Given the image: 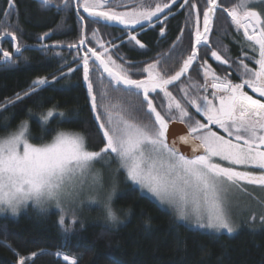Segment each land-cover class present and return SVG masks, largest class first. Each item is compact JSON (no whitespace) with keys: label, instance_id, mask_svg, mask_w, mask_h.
Segmentation results:
<instances>
[{"label":"snow or ice","instance_id":"obj_1","mask_svg":"<svg viewBox=\"0 0 264 264\" xmlns=\"http://www.w3.org/2000/svg\"><path fill=\"white\" fill-rule=\"evenodd\" d=\"M40 2L42 6L48 7L53 5L54 0ZM63 2L67 4V0ZM107 2L76 0L78 8L93 18V22L99 18L126 27L141 24L142 21L151 22L153 17L158 18V14L170 8V4L176 0L157 3L155 7L140 5L125 12L106 9ZM184 3L187 4L188 0H184ZM251 3L252 0H238L231 8L224 7L223 11L238 30L243 29L253 52H258V58L255 59L257 67L250 68L241 60L240 82L234 83L229 75H217L208 61L204 60L202 67L205 83L202 87L205 94L190 95L186 88H181L187 105L194 108L206 122L196 119L189 108L168 90V86L189 72L198 58V46L202 43L209 45L208 36L213 19L222 7L220 0H207L202 14L203 30L200 27V15L197 14L191 54L174 74L166 75L158 70L160 62L156 61L143 69L147 73L144 79H133L129 70L116 64L111 56L105 60L100 51L88 48L83 57V78L98 131L102 133L103 147L98 151L89 150L83 135L68 132H58L51 142L32 143L34 138L29 134L27 123L22 124L16 132L0 139V212L10 211L15 216L30 203L39 206L53 202L63 212L64 202L79 195L94 163L106 155H114L133 186H139L142 193L146 190L161 204L174 207L179 219L185 220L191 215L195 217L196 227L200 229L216 233L223 231L229 235L235 233L237 228L226 203L227 194L233 188L244 190L245 183L264 187V101L245 91L247 87L258 97L264 98V15L253 10ZM8 4L6 16L15 7L14 0H8ZM191 7L197 9L195 3ZM81 19L86 18L81 16ZM49 36V33H44L39 39L44 40ZM4 37H10L15 52H21L15 31L5 28L0 31V39ZM129 39L141 48L144 47L136 35L129 34ZM85 42L81 38L79 44L84 45ZM42 47L47 48L48 45ZM69 47L77 45L69 44ZM100 47L103 48V44ZM104 51L107 52V49ZM89 53L99 61L114 85H123L127 90L135 89L136 94L142 93L148 112L155 117L154 122L141 123L134 120L118 104L104 103L103 99L98 104L90 79ZM211 56L221 64H230L217 51H212ZM0 61H12V53L3 51ZM49 83L46 77L38 78L24 95L34 93L40 86ZM193 87L201 86L194 84ZM209 87L212 89L211 97L207 94ZM157 90L168 100L167 115L158 111L150 98V94ZM106 95L107 92L101 94L102 98ZM21 98L19 94L16 96V100ZM6 107L0 105V108ZM101 109L103 116L100 114ZM59 115L63 117L64 114ZM53 117L54 111L50 109L42 117L43 125ZM176 119L187 126V134L181 135L179 142L191 146V156L181 153L177 141L169 143V124ZM213 126L226 135L214 131ZM44 130L47 131L46 128ZM221 161L229 166H224ZM249 168L261 171L256 174L247 170ZM98 180V175L93 177V184L98 183ZM114 195L113 189L103 201V210L109 222L119 224L123 221L113 208ZM90 199L96 202L98 194ZM130 211L126 210V214ZM76 219L73 213L74 223ZM251 219L254 221L255 215ZM260 222L264 224V215L260 216ZM58 224L65 231L70 230L65 227L64 215L60 216ZM146 227H150L147 222ZM37 255L33 252L29 257L18 256L17 264H28ZM63 259L69 264H77L75 259L67 255Z\"/></svg>","mask_w":264,"mask_h":264},{"label":"trees","instance_id":"obj_2","mask_svg":"<svg viewBox=\"0 0 264 264\" xmlns=\"http://www.w3.org/2000/svg\"><path fill=\"white\" fill-rule=\"evenodd\" d=\"M14 2L15 7L6 16L5 12L9 10L8 0H0V31L5 28L15 31L21 47V52L17 53L10 37L0 39V56L3 51L12 53V61H0V105H7L6 108H0V136L10 134L22 121L28 120L29 134L34 138L32 143L50 142L59 131H73L83 135L89 150L98 151L103 147L104 141L102 133L98 131V123L84 86L83 61L79 60L78 55H74L76 50L87 43L81 46L79 41L88 37L90 23L86 22L85 27V24L76 19L71 3L65 7L68 12L65 13L55 3L44 7L40 0ZM193 3L197 5V9L191 7ZM220 3L231 8L238 0H220ZM175 4L176 2L170 4V8L165 9L158 18L174 8ZM206 6L207 0H190L184 11L189 15L199 13L203 17ZM221 9L215 14L210 32L214 50L229 54L225 56L231 58L236 67L239 63L235 57L242 56L243 60V52L247 58H258V52H253L248 43L247 49L240 51L235 25L222 7ZM183 16L184 12H180L166 19L163 35L162 26L159 25L150 28L156 29V32L146 30L158 20L155 18L150 23L135 28L115 24V29L105 22L101 23L104 28L98 23V36L116 39L129 38V34L136 35L145 48L129 40L128 44L115 47L112 52L124 59L135 60L134 63L125 62L124 66L126 69L127 66L135 67L134 70L139 71L137 77L145 76L143 69L147 62L136 59L144 58L143 54L150 57L153 52H158L162 46L158 42L160 39H176ZM186 20L188 21L187 15ZM113 31L117 32L114 34ZM44 33H49L50 36L40 40L39 37ZM95 33L92 27L91 34ZM69 44L77 47H69ZM224 45L229 50H224ZM93 62L98 72L92 70L89 62L90 79L98 104L103 99L104 103L118 104L134 120L141 123L154 122L142 93L136 94L134 89L127 90L123 86L114 85L98 64L94 60ZM193 66L179 81L169 85L168 90L189 108L196 119L206 122L194 108L187 105L184 92L181 91V88L192 91L194 84L200 85L202 78H196ZM174 72L175 70L169 71L167 75ZM131 76L136 78L135 75ZM43 77L50 83L25 96L24 93L30 91L33 82ZM200 90L204 93L202 86ZM104 92L107 95L102 98L101 94ZM18 94L22 97L20 100H16ZM154 94L150 98L158 96L154 99L157 110L167 115L168 100L164 99L162 92ZM8 101L14 103L7 104ZM50 109L64 115L61 117L57 114L43 125L42 117ZM100 114L103 116V109ZM113 207L123 223L109 225L105 223V216L92 222L81 218L76 220L71 233L64 231L58 224L60 213L55 210L29 205L16 217L0 216V264H17L18 256L29 257L33 252L38 255L29 260L28 264H69L62 255L75 259L77 264H264L262 226L251 228L244 225L236 234L228 235L187 225L179 222L172 212L142 193L140 188L133 186L125 177L121 190L114 197ZM128 209L131 211L126 214ZM146 222L150 227H146Z\"/></svg>","mask_w":264,"mask_h":264},{"label":"flooded vegetation","instance_id":"obj_3","mask_svg":"<svg viewBox=\"0 0 264 264\" xmlns=\"http://www.w3.org/2000/svg\"><path fill=\"white\" fill-rule=\"evenodd\" d=\"M189 1L190 0H188V3H189ZM164 2L170 3V0H108L107 5H106V9H112V10H116V11L117 10L125 11V10H131L137 6H140V5H143L145 7H148V6L155 7V5L157 3H164ZM54 3L59 5V8L62 9V11H64L65 13H68L66 11L67 9L65 7H67L69 5V3H71L72 7H73V14H75L74 16L76 17V19H79L82 22V24H85V27H86V22H89L91 25V27L89 29V35L87 38H85L87 43L83 46V48L76 50V52L74 53V55L79 56V60L83 61V57L85 55V52H87V49L93 48V49L100 51L106 57L111 56L112 60H114L116 62V64L122 65L124 68H126L124 66L125 62H128V63H134L135 62V60L124 59L120 55L112 52L115 47L125 46L126 44H128V42L130 40L129 38H116V39L100 38L98 36V31L100 28L98 26V23L100 24V26L105 28V26L101 24V23L105 22L104 20H100L99 18H97L96 22H93V20H90L89 18H87L88 14L85 13L82 8H78L76 0H67L66 5L63 2V0H54ZM188 3L185 4L184 0H176V4H175L174 8L169 9V11L162 14L160 16V18H158V20L151 23L149 28H146L147 31L149 30L148 32H151V31L156 32V29H150V28H154L156 25L162 26V28L165 29L166 28L165 25H167L165 23L166 19H168L170 16L177 15L180 12H184V16L182 19L183 22H182V25L179 29V33L177 35V38L174 40L160 39L158 42L162 43V46L158 49V52H155V53L153 52L150 55V57H146V55L143 54L144 58H140V59H136V60L141 61V62L146 61L147 65L154 63L156 61H159L160 63L158 64V70L162 71L166 75L168 74L169 71H173V70L177 71L179 69V67L183 63V60L186 59L188 57V55L191 54L192 44L195 42V30H196L195 15L194 14L189 15L188 12L184 11L187 8ZM182 4H184V7H181ZM250 7L253 10L264 15V1L254 0L250 4ZM222 8H224L223 5H222ZM221 11H222V9H221ZM166 14H169V15H166ZM186 15L188 17V21L186 20ZM81 16L85 17L86 19L82 20ZM91 19H93V18H91ZM105 23L109 24V26H111V27H114L113 26V25H115L114 23H117V22H105ZM148 23H150V22H148ZM92 24H93V26H92ZM117 25H120V24L117 23ZM120 26H122V25H120ZM139 26H137V27H139ZM92 27L96 31L95 35L91 34V28ZM200 27H201V30H203V17L202 16H200ZM115 29H117V28H115ZM234 29L237 31L238 37L236 40L239 42L240 51H243V50L245 51L247 49V46H246L247 43L249 44L250 47H252L250 45V42L246 40L244 33L241 32L242 29L238 30L236 26L234 27ZM113 32L115 34L117 31H113ZM163 40H165V42H161ZM208 40H209L210 46L205 45L203 43L198 46V58L196 61H194V63H193L194 66L192 68V71H194L196 78L201 76V78H202L201 81L203 80L204 75H203L202 64H203L204 60H207L208 64L211 66V68L215 71V73L217 75L221 76L220 73H222L223 76L229 75L230 78L234 77L233 80L236 83H239L240 82V80H239L240 75H239V72H237L236 70H241L240 66L236 67L233 64L232 59L229 58L228 56L227 57L225 56V55H229V54H226L223 51H221L220 53L218 52V53L222 57L228 59L230 64H221L220 62L216 61L211 56V52L215 51V50H214L213 44L211 45V42H210V40H211L210 33L208 36ZM112 42H115V43H112ZM101 44H103V48L100 47ZM144 48H145V45H144ZM104 49H107V52H105ZM224 50H229V48L226 45H224ZM244 55L245 54L243 52V56ZM89 56L91 57L90 53H89ZM241 57L242 56L235 57V60H237L239 63L242 60ZM252 58L256 59L257 57L256 58L252 57ZM243 61H244V63H246V61H247L246 58L243 57ZM89 62H90L92 70L95 72H98V71H96V66L94 65V62L91 58H90ZM222 67H225V69L223 71H222ZM134 68L135 67H128L127 66V69L129 70L130 74L136 76L139 74V71L134 70ZM146 76H147V73L145 72V76H140V77L136 76V78H133V79H144ZM201 81H200V86H201ZM197 84H199V82H197ZM197 89H200V87ZM245 91H247L249 93V95H252L254 98H259L262 101H264V98L258 97V94L253 93L251 91V89H248L247 87H245ZM157 92H159V91H157ZM211 92H212V90L208 89V95L210 97H211ZM150 95L154 96L155 94L151 93ZM156 97H158V96H156ZM156 97H153L152 99L154 100ZM163 97L165 100H167V98L165 96H163ZM154 105L156 106L155 100H154ZM165 105H166V103H165ZM213 130L220 132L219 131L220 129L215 128V126H213Z\"/></svg>","mask_w":264,"mask_h":264},{"label":"rangeland","instance_id":"obj_4","mask_svg":"<svg viewBox=\"0 0 264 264\" xmlns=\"http://www.w3.org/2000/svg\"><path fill=\"white\" fill-rule=\"evenodd\" d=\"M125 11H129V10H125ZM125 11L117 10V12H125ZM160 14H158V16ZM194 15L196 18L197 13H195ZM155 18H157V17H153V19H155ZM148 22L149 21H142L141 24L130 26V28H134V27H137L139 25H142V24H145ZM118 24H120V23H118ZM120 25L125 26L124 24H120ZM241 32H243V29L241 30ZM102 58L107 60L108 56L106 57L102 54ZM244 58H246V60H247L246 64H248L250 68L257 67V65L255 64V59L247 58L245 55H244ZM97 62L99 63V61H97ZM109 66H111V64H109ZM224 69H225V67H222V71ZM236 71L239 72V75H240L241 70H236ZM220 74L222 77H224L222 75V73H220ZM239 80H240V76H239ZM232 81L234 83H236L233 79H232ZM204 83H205V81L203 78V80L201 81V86H203ZM120 86H123V85H120ZM208 89L212 90L211 88H208ZM157 91H159V90H157ZM192 91H194V93H192ZM192 91H191V89H190V91H188L190 95H196L197 93H199L200 95L205 94V93H202L200 89H197V88L195 89L194 87L192 88ZM51 110L54 111V116L57 114H60L55 109H51ZM154 120H155V117H154ZM176 121H179V120L176 119ZM24 123H27L28 130H29V122H28V120H24L21 122L19 127L15 131L11 132L10 134L16 132L20 128V126ZM219 131H220V132H218L219 134L226 135L225 133H223V131L221 129ZM59 132L77 133V132H73V131H59ZM10 134H8L6 136H0V139L6 138ZM220 163H222L224 166H229V165H227L226 162L221 161ZM247 170L253 171L256 174H259L261 171L260 169H251V168H249ZM97 175L99 178L98 183L93 184V177H96ZM124 177L127 179L126 172L123 168H121L119 166L118 159L114 155H106L102 160L94 163L92 169L90 170V172L86 178V182L84 183L82 190L79 192V195L74 197V198H69L64 202V211L63 212L56 207L54 202L53 203H46V204L39 205V206H35L31 203L29 205H33V206L38 207L40 209L55 210V211H58L60 213V216L64 215L65 227L70 228L69 231H66L68 233H71L74 230V224L75 223L73 222V213H75L77 221H79L81 218L84 221L85 220H88L91 222L92 221H99L105 216V223H107L109 225H113L106 218V214L103 210V201L105 200L107 195L113 191V189L115 190L114 197L119 193V191L121 190V188L123 186ZM136 187L139 188V186H136ZM243 188H244V190L233 188L227 194L226 203L228 204V207L230 208L232 222L237 228V231L235 233H233L232 235L236 234L239 231V229L241 227H243L244 225H249L251 228L258 227V226L259 227L262 226L264 228V224H261V222H260V216L264 215V187L245 183L243 185ZM144 193L149 195L150 197H152L150 193H146V190L144 191ZM97 194H98V200L96 202H92L90 198L93 196H97ZM114 197H113V200H114ZM152 198L154 200H156L155 197H152ZM157 202L162 207H164V208L168 209L170 212H172L179 222L185 223V224L190 225V226H196V220H195L194 216L190 215L188 217V219L181 220L178 218L177 210L174 207H171L168 204H161L159 201H157ZM25 209L26 208L22 207L20 209L19 213L15 216L12 215V213L10 211L0 212V216L1 217H4V216L16 217L19 214H21L23 212V210H25ZM116 214L118 215V217L122 221L120 215L118 213H116ZM253 215H255L254 221L251 219L253 217ZM63 230H64V228H63ZM201 230L211 232V233H216V232H214L212 230H208V229H201ZM221 233L227 234L226 232H223V231ZM64 256L65 255H62V258Z\"/></svg>","mask_w":264,"mask_h":264},{"label":"water","instance_id":"obj_5","mask_svg":"<svg viewBox=\"0 0 264 264\" xmlns=\"http://www.w3.org/2000/svg\"><path fill=\"white\" fill-rule=\"evenodd\" d=\"M100 20H103V19H100ZM154 20V19H153ZM105 22H109V21H106L104 20ZM114 24H117V23H114ZM146 24V23H145ZM83 46V45H81ZM93 60L98 64L100 70L108 77V74L103 70V68L101 67V65L95 60L94 57H92ZM84 67V66H83ZM111 79V78H110ZM83 81H84V78H83ZM84 86L86 87L87 89V86L84 82ZM124 87V86H123ZM169 129H170V133L171 135L169 136V143H171L173 140L177 141V147L179 148V150L181 151V153L185 154V155H188V156H191V146L190 145H184L182 143L179 142V137L181 135H186L187 134V126L185 124H181L179 121H171L170 124H169Z\"/></svg>","mask_w":264,"mask_h":264}]
</instances>
